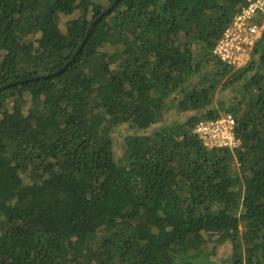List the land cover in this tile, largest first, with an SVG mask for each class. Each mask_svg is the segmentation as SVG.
<instances>
[{"label":"trees","instance_id":"16d2710c","mask_svg":"<svg viewBox=\"0 0 264 264\" xmlns=\"http://www.w3.org/2000/svg\"><path fill=\"white\" fill-rule=\"evenodd\" d=\"M101 2L0 0V264H264V34L213 54L249 0ZM223 114L241 145L208 149Z\"/></svg>","mask_w":264,"mask_h":264},{"label":"built area","instance_id":"2783aa9c","mask_svg":"<svg viewBox=\"0 0 264 264\" xmlns=\"http://www.w3.org/2000/svg\"><path fill=\"white\" fill-rule=\"evenodd\" d=\"M264 34V0H249L235 16L214 48L213 54L236 68L250 62L257 43ZM236 119L231 114L199 122L194 133L208 149L234 150L241 145L236 135Z\"/></svg>","mask_w":264,"mask_h":264},{"label":"rangeland","instance_id":"374dc122","mask_svg":"<svg viewBox=\"0 0 264 264\" xmlns=\"http://www.w3.org/2000/svg\"><path fill=\"white\" fill-rule=\"evenodd\" d=\"M104 6L110 5V0H101ZM70 18H65L61 20L62 27L65 22ZM242 91L241 85H236L231 89H225L221 91L214 103L209 108H215L216 110L220 109L224 104H232L234 100L240 97V93ZM191 113L187 115L186 118L190 117ZM224 115V114H223ZM186 118L183 119V116L176 113L174 110L169 111L168 114L165 115V120L167 123L171 122H183ZM159 127V125L157 126ZM133 133V130L129 127V125H124L119 129H116L113 133L114 142H115V155L116 158L119 159L123 156L125 149V138ZM214 249L213 244H209L208 251L210 253L214 252V255L211 256V261L213 264H227L228 260L231 257V246L230 244L221 245L216 250Z\"/></svg>","mask_w":264,"mask_h":264},{"label":"water","instance_id":"95a60500","mask_svg":"<svg viewBox=\"0 0 264 264\" xmlns=\"http://www.w3.org/2000/svg\"><path fill=\"white\" fill-rule=\"evenodd\" d=\"M118 1H119V0H116V2L114 3V5H116V4L118 3ZM112 9H113L112 7L109 8V9H107V10L102 14V16H100V17L95 21V23L92 25V27H91L90 30H89V33H88V35H87V38H88V36L90 35V33H91L92 29L94 28V26L96 25V23L99 22V20L102 19V17L106 16V15H107ZM82 46H83V44L81 45V47H82ZM66 67H67V66H66ZM64 70H65V68H64L63 70H61V71H59V72L53 74V76H54V75H58V74H60V73H61L62 71H64ZM43 78H48V77H47V76H44V77H36V78H34L33 80H39V79H43ZM21 83H22V82H18V83H16V84L19 85V84H21ZM10 86H11V85L3 86L2 88H0V92L9 89ZM7 261H8L9 264H13L12 261H10V260H7Z\"/></svg>","mask_w":264,"mask_h":264}]
</instances>
